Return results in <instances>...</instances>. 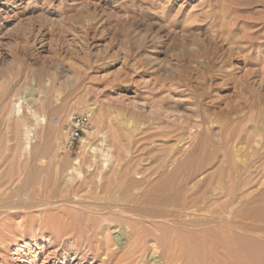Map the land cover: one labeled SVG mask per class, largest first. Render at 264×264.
I'll use <instances>...</instances> for the list:
<instances>
[{
  "label": "rangeland",
  "instance_id": "rangeland-1",
  "mask_svg": "<svg viewBox=\"0 0 264 264\" xmlns=\"http://www.w3.org/2000/svg\"><path fill=\"white\" fill-rule=\"evenodd\" d=\"M31 110L45 115L46 124L39 125ZM0 111L19 128L9 142L1 113L0 183H26L35 165L42 169L28 183H47L51 168L57 183H83L108 159L96 163L113 125L130 145L122 162L133 160L131 178L139 183H155L180 161L200 157L201 171L187 181L195 190L204 182H239L264 152V0H0ZM82 113H91L90 124L68 149L66 123ZM27 125L35 132L28 151ZM48 132L58 143L44 152ZM37 145H45L44 153ZM113 162L101 167L97 183L104 175L122 183L121 172L108 169ZM69 167L75 169L68 174ZM258 187H264L262 176L247 190L254 195ZM61 198L53 199L58 216L66 206ZM75 204L67 205L81 216ZM35 210L41 209L28 212ZM118 221L112 216L111 241L126 243L128 230ZM47 227L34 235L19 227L17 234L0 237V264L126 263L117 261L120 243L113 245L117 251L111 247L118 253L111 261L103 248L75 254L56 236L61 226ZM159 252H146L144 263L157 264ZM185 256L188 264L203 263L198 252Z\"/></svg>",
  "mask_w": 264,
  "mask_h": 264
},
{
  "label": "bare ground",
  "instance_id": "bare-ground-1",
  "mask_svg": "<svg viewBox=\"0 0 264 264\" xmlns=\"http://www.w3.org/2000/svg\"><path fill=\"white\" fill-rule=\"evenodd\" d=\"M16 105L17 103H15ZM93 108L91 107L89 110H93ZM1 113L4 112L0 111V117ZM31 114L37 118L39 125L46 124L45 115H39L36 110H31ZM3 116L4 121H7L4 132L8 135V141L11 142L12 136L18 134L19 128L17 124L12 125L8 122V114L4 113ZM97 116L99 119L103 118L102 113H98ZM32 126H25L24 149L26 151L33 147L35 141V132ZM94 131L92 130L90 133ZM0 134H2L1 130ZM104 138L108 148L102 150L100 155L102 158L95 162L99 163L107 156L111 161L114 159L113 164L110 163L111 168L108 169L116 174L118 171L121 172L123 179L128 180V183H123L124 180L122 183H113V178L109 175H104L103 183H97V179L102 173L101 167L105 166L108 159L100 164V170L98 168L97 172H91L90 177L85 178L84 176L83 183H57L52 168L47 174V183H28L42 169V166L35 165L32 172L28 174L26 183H0V237L6 235L9 237L11 233L17 234L16 230L19 227L24 228L22 233L29 232L34 235L35 232L47 226V229L50 228V225L54 231L58 226H61L62 230L59 227V230H56V236L62 240L65 249L68 246L73 247L77 254L78 250H86V247H94L96 250L103 248L107 259L113 258L114 260V255L118 253L113 251L115 249L113 245L120 243L122 255L116 259L118 262H126L125 264H145L146 260L143 261V259L147 256L146 252L154 255L160 250L162 256L157 264H188L190 257L187 256V258L185 254L191 255L195 252H198L202 257V264H264V187H258V191L254 195L253 192L247 190L255 179L260 176L264 177V152L256 163H252L253 169L249 177H241L239 182L225 184L212 183L211 181L210 183H201V185L198 183L200 188L195 190L193 183H187V181L196 172L201 171L202 157L199 161H195L196 163L187 159L180 161L174 171H170L171 173L165 177L160 178L163 174L157 177L160 179L155 183H139L131 178L134 172L131 166L133 160L131 163L123 165V157L130 145L126 146L123 142L124 136L118 132V128L113 125ZM46 139L45 148L43 146L41 150L37 145L36 150L40 149L43 152L44 148L45 152L58 143L57 136L50 132ZM1 151L0 143V154ZM109 155L113 159H110ZM54 158L57 159V153L54 154ZM74 161L75 165L78 164L80 157ZM41 163L43 164V162ZM55 164L58 165L57 162ZM74 169V167H69L65 172L69 174ZM70 179L71 177L68 178V180ZM194 186L196 185L194 184ZM60 197L63 198H61L63 200L61 202L66 205L62 208V216H58L52 210L54 209L52 207H58L54 205L58 199L56 201L53 199ZM69 203L79 205L81 216L77 217V215L71 214L72 207L69 208L67 205ZM29 209L41 210H35L37 212L35 213L28 212ZM73 209L77 208L73 207ZM22 211L27 212L23 215V220L16 224L15 219L22 217ZM112 216H116L118 222L125 225L124 228L128 230L130 236L128 242L115 240V244L112 243L109 233ZM158 219H165L169 223L171 221L173 226L169 227L166 225L168 222L158 221ZM49 222L51 223L49 224ZM13 226L16 229L11 230ZM186 239L192 241L194 248ZM197 239L199 241L195 243ZM62 257L65 259L67 255L63 254ZM198 260L196 261L198 262ZM155 261L151 264H155ZM103 262L106 261L103 260ZM198 263L200 264L201 260Z\"/></svg>",
  "mask_w": 264,
  "mask_h": 264
},
{
  "label": "built area",
  "instance_id": "built-area-1",
  "mask_svg": "<svg viewBox=\"0 0 264 264\" xmlns=\"http://www.w3.org/2000/svg\"><path fill=\"white\" fill-rule=\"evenodd\" d=\"M56 121H59L58 117H56ZM90 121L91 113L76 114L69 119L66 123L67 134L64 140L66 148L72 149L81 141Z\"/></svg>",
  "mask_w": 264,
  "mask_h": 264
}]
</instances>
